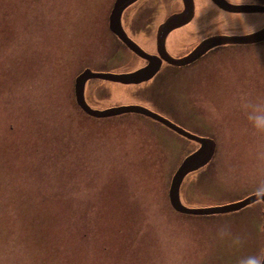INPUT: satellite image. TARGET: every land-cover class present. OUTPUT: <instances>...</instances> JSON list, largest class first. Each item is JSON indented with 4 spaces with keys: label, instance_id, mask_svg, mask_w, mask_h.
Here are the masks:
<instances>
[{
    "label": "rangeland",
    "instance_id": "1",
    "mask_svg": "<svg viewBox=\"0 0 264 264\" xmlns=\"http://www.w3.org/2000/svg\"><path fill=\"white\" fill-rule=\"evenodd\" d=\"M114 4L0 0V264H260L263 200L204 215L173 206L171 182L195 139L144 114L96 117L78 103L86 66L118 73L140 64L110 29ZM138 6L156 7L157 22L171 10L162 0ZM210 18L213 31L264 25V14ZM194 26L175 34L181 45L193 42ZM214 52L156 90L160 81L98 77L86 88L93 107L155 104L214 139L212 160L181 188L196 208L264 193V42Z\"/></svg>",
    "mask_w": 264,
    "mask_h": 264
},
{
    "label": "water",
    "instance_id": "2",
    "mask_svg": "<svg viewBox=\"0 0 264 264\" xmlns=\"http://www.w3.org/2000/svg\"><path fill=\"white\" fill-rule=\"evenodd\" d=\"M135 0H116L115 1V7L112 11V17H111V26L114 29V31H117L121 34L122 37L129 43V45L132 48H135L136 50H139L140 48L144 50L141 46H139L131 37H129L126 34V31L124 29V26L122 25V12L126 8V6L130 3H132ZM214 2L223 7L224 9L228 11H234V12H249L252 13V11L255 12H264V5L260 4H241V5H235L226 2L225 0H214ZM191 8L188 7L184 9V12L180 13H174L171 17H169L163 24L162 27H167L169 24H172L173 21L178 23H185L186 21L192 19L194 7H192L191 2ZM264 40V28H261L259 30L253 31L251 33H246L242 35H219V36H211L206 40H203L201 43L197 45V47L192 50L189 54H187L184 57L178 58V57H172L168 56L171 61L174 63L184 64L188 61H192L196 59L199 55L204 53L208 48L217 46L220 44H242V43H254L257 41ZM157 72V67L152 68H141L130 72H103L98 70H93L92 68H86L78 77L76 80V96L78 103L81 107H83L84 110H86L89 114L93 116H108V115H117L122 112H131L136 111L140 113H145L149 116L155 117L159 120H161L164 124H167L168 126L175 129L177 132L179 131L186 137H191L196 140V142L199 144V147L190 152L189 155H187L182 163L179 165V168L176 170V173L172 179L171 187H170V195H171V202L173 206L178 211H183L186 213H196L199 215L204 214H215V213H227L229 211H235L239 208H242L246 205H249V203H252L257 200H263L264 201V193H254L250 194L248 197L241 199L240 201L236 203H230L223 206H215V207H204V208H196L195 206L191 207L185 204V202L182 199L181 195V188L183 185V181L185 177L191 173L193 170L201 169L202 166L206 165L208 162H210L213 158V154L216 149V143L214 139L206 137V136H198L193 133L190 129L188 130L185 126H182L179 123H176L174 120H172L167 115H163L160 112L153 110L147 105L144 104H137V103H131V104H123L119 106L114 107H108L106 109L102 108H96L93 107L92 104L89 102L87 96H86V87H87V80L89 78H95L100 77L103 79H112V80H120L122 82H141V80L149 79L151 78L155 73ZM260 264H264V252H263V258Z\"/></svg>",
    "mask_w": 264,
    "mask_h": 264
},
{
    "label": "flooded vegetation",
    "instance_id": "3",
    "mask_svg": "<svg viewBox=\"0 0 264 264\" xmlns=\"http://www.w3.org/2000/svg\"><path fill=\"white\" fill-rule=\"evenodd\" d=\"M116 1V0H115ZM139 1L141 0H135L132 3L128 4L126 6V8L123 10L122 12V25L124 26V29L126 31V34L131 37L139 46H141L144 50H142L141 48L139 50H136L135 48H132L129 43H127V41L124 39V37L121 36L120 33H118L117 31H114V29L111 26V17H112V11L109 13V19H108V24L110 26V29L115 37V40L118 44H120L121 48L123 47V45L129 49V52L131 54V56L129 57V60L134 61V63H137L136 60L139 62L140 64H137L136 66L133 67H128V68H122V69H118V71L120 72H130V71H134L137 69H141L142 67L144 68H152V67H157V72L149 79H145V80H141V82H122L120 80L116 81V80H112L115 82H121V83H125V84H135V85H140L142 87V85L146 86L148 84H151L155 81H160L157 85V87H155L153 90H156L158 88H163L162 86L165 84V80L166 78H168V74L169 73H173L175 71V68L177 67H187L188 65H196V63L198 61L203 60V58L205 57H209V55L215 53L214 51L225 47V46H231V45H242V44H251V43H242V44H236V43H231V44H220L217 46H213L208 48V50H206L204 53H202L201 55H199L196 59L192 60V61H188L184 64H179V63H174L173 61L170 60V58H168V56H172V57H184L187 54H189L190 52H192V50H194L197 45L199 43H201L203 40L208 39L211 36H217L219 34H234L235 32H227V31H213L211 28L214 26L215 23H212L213 19L210 18V11H219V12H223L225 14H249V15H253V14H264V12H255L252 11V13L249 12H234V11H228L226 9H224L223 7L217 5L214 0H203L204 3L202 4H198L197 0H162L165 7L167 8H171V10H168L167 14L162 18L161 21L157 22L153 19V15L154 13H150L149 11L151 9H156L153 8L152 6L150 7H146V6H138L137 8H135V6L138 5ZM228 3L231 4H235V5H241V4H260V5H264V0H225ZM263 1V2H261ZM191 2H192V7H194V11H193V15H192V19L186 21L185 23H178L173 21L172 24H169L166 28L162 27L164 24V22L171 17L174 13H180V12H184V9H186L187 7L190 9L191 7ZM115 5V4H114ZM153 11V12H154ZM201 11V12H200ZM156 12V11H155ZM205 16H208V18H204ZM195 25L194 26V40L190 45L187 46H183L181 45V40H178V37H175V34L185 28H187L190 25ZM261 27L264 28V25H262ZM146 34L147 36H152L150 37V42L147 41L144 42L141 39H139L137 37V35H143ZM251 33V32H249ZM236 35H242V34H246V33H235ZM264 42V40L262 41H257L252 43L251 45H254L256 43H261ZM122 50L124 51V48H122ZM125 52H122V54ZM89 67H93L91 65L86 66L84 68V70L86 68ZM82 70L79 75L84 71ZM117 71V72H118ZM78 75V76H79ZM77 76V77H78ZM100 78V77H98ZM92 79L95 78H89L87 80V83L89 81H91ZM108 79V78H107ZM86 83V84H87ZM88 85V84H87ZM87 88V87H86ZM141 104L143 103L144 105L149 106L150 108H152L153 110L155 109L156 111L160 112L163 115H167L168 117H170L172 120H174L176 123L181 124L182 126H185L182 124L181 120H179L178 118H175L173 115H171L168 112H164L161 109H159L155 104H146L145 102H140ZM131 112H135L138 114H144L146 116H149L145 113H140V112H136V111H131ZM131 112H122V113H131ZM119 115V114H117ZM159 122H161L162 124H164L161 120L149 116ZM165 126H168L167 124H164ZM170 127V126H168ZM188 130L190 128H188V126H185ZM172 128V127H170ZM173 129V128H172ZM175 130V129H174ZM191 131L192 128L190 129ZM176 131V130H175ZM179 132V131H178ZM180 133V132H179ZM194 134H196L195 132H193ZM182 134V133H181ZM185 136V135H184ZM198 136H204V135H199ZM197 143V142H196ZM199 145V144H198ZM199 147V146H198ZM196 150V149H195ZM198 171V170H197Z\"/></svg>",
    "mask_w": 264,
    "mask_h": 264
},
{
    "label": "bare ground",
    "instance_id": "4",
    "mask_svg": "<svg viewBox=\"0 0 264 264\" xmlns=\"http://www.w3.org/2000/svg\"><path fill=\"white\" fill-rule=\"evenodd\" d=\"M181 35H179V37H180Z\"/></svg>",
    "mask_w": 264,
    "mask_h": 264
}]
</instances>
